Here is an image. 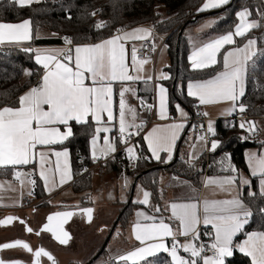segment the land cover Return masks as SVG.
Instances as JSON below:
<instances>
[{"label": "snow or ice", "instance_id": "snow-or-ice-1", "mask_svg": "<svg viewBox=\"0 0 264 264\" xmlns=\"http://www.w3.org/2000/svg\"><path fill=\"white\" fill-rule=\"evenodd\" d=\"M19 7L31 6L40 0H11ZM229 0H206L200 11L210 8H219ZM99 10L91 12L97 15ZM259 19H249L252 12L244 8L237 12L239 23L233 31H229L202 45L195 46L190 59L192 70H203L216 65L218 56L225 46L235 45L236 37H245L251 30L264 27V12L257 10ZM70 18V17H69ZM106 26L104 21L95 25L97 30ZM151 35V30L136 28L131 32L117 30L112 37L103 39L95 44H73L70 37H63L68 48H53L40 50L24 48L25 52L35 51V62L41 66L43 73L37 86L31 87L25 94L19 96L18 106L0 107V172L6 173L12 170L13 179L18 181L21 188L25 182L35 186L38 176L49 192L62 186L71 177L69 150H56L53 146L62 145L74 135L72 124L88 126L92 129L90 139L91 158L107 159L117 150L116 141L125 145V152L130 162H135L143 157L137 153V145L131 144L133 137L139 135L143 122L135 123L137 113L135 109L126 105L125 93L129 87H122L119 91L118 101V128L113 123L114 116V83L131 82L141 79L139 75L130 74V67L139 71L145 59L138 63L137 49L132 48L131 65L127 62L126 44L132 40H145ZM32 21L24 20L21 23L0 22V45L15 44L31 41ZM257 40L249 38L243 47L228 50L222 57L223 70L212 78L200 81H189L187 84V96L198 101V105H210L219 102L230 101L232 107L229 114L238 111L244 113L247 107L239 103L245 95V81L247 76L248 61L256 55ZM154 49L155 45L152 44ZM31 75L30 72L26 73ZM167 79V75L162 74ZM87 82V83H86ZM158 118L169 119L167 111V89H158ZM144 104L143 101H141ZM151 111L153 105H145ZM176 110L180 114V120L186 121L188 114L176 104ZM131 114L132 122L126 119ZM207 116V112L201 113ZM91 118V122H90ZM185 127L183 122H174L166 126L153 128L144 137L151 156L161 160V153H167L163 162L172 159L175 142L179 133ZM204 128V125H200ZM239 127L252 135L257 132L255 121L242 120ZM63 128V130H62ZM118 131V137L110 134ZM103 135L101 143V134ZM206 133L215 135L212 123L209 122ZM203 133L199 140L207 143V135ZM246 139L249 137H245ZM219 141L213 140L210 144L211 151L219 146ZM198 157H190V161ZM35 164L38 167L31 172L24 173L19 166ZM193 166L194 165H190ZM221 171L229 173L219 177H209L205 186H213L220 191L232 193L237 190V195L231 199L207 200L203 204L198 198L188 197L187 202H173L170 204L171 216L169 219L177 221L173 226L162 217L150 215L146 212H137L138 220L134 225L135 239L141 245L136 249L116 257L117 261L131 264H142L149 257H154L159 252L167 253L171 258V264H226V258L231 257L235 250L251 258V264H264V230L252 231L246 234V238L239 243H234V238L243 231L249 223L253 213L239 196V188L247 186L249 194L256 197L258 194L264 197V152L253 153L248 157V166L252 177H259V193L251 191L252 181L239 173L232 165L230 157L221 161ZM86 171V169H85ZM24 176L25 180H21ZM180 184H187L176 178ZM23 193L21 192V195ZM29 195L33 192L30 190ZM151 193L143 190V199L137 201L143 205H149ZM87 216L90 223L93 217L91 207L80 210ZM155 213H160L161 208L154 206ZM264 213V208L259 209ZM75 213L73 211H61L49 215L47 223L41 231L52 233L54 239L60 244L66 245L70 235L64 230L63 225ZM14 217H8L0 221V225H8ZM142 221L144 222H141ZM24 224L25 221L20 219ZM201 225L211 226L213 232H205L211 242L204 243L201 240ZM28 233H32L31 227H26ZM40 235V232H36ZM179 237H184L182 242ZM171 238L169 246L166 241ZM20 248L32 253L34 264H41V257H47L56 264L52 254L43 247L34 250L29 243L16 240L0 245V250ZM183 253L184 255H182ZM0 264H20V262L6 261L0 258Z\"/></svg>", "mask_w": 264, "mask_h": 264}, {"label": "trees", "instance_id": "trees-1", "mask_svg": "<svg viewBox=\"0 0 264 264\" xmlns=\"http://www.w3.org/2000/svg\"><path fill=\"white\" fill-rule=\"evenodd\" d=\"M202 0H42L33 3L31 6L19 7L11 0H0V22L21 23L24 20L32 21L33 39L24 44L11 45L0 48V107L15 105L19 96L37 84L42 76L43 69L35 62V53L25 52L24 48H32L36 45H52L63 42V37H71L73 44H86L98 42L110 38L117 30L124 26L130 29L138 26L154 27L158 33L167 36L166 45L171 65L167 70L171 78L164 81L169 89V105L172 114H176V104L179 103L188 108L194 114L195 101L187 96L186 88L189 81L206 80L218 74L222 70L221 51L218 63L203 70H192L189 55L192 49V38L188 37L187 30L205 21L213 15L217 21L205 32L202 37L219 36L233 31L238 24L237 12L248 8L251 12V19H259L257 10L264 12V0H230L229 3L211 12H201L199 7ZM99 10L97 15L92 16L91 12ZM70 17V18H69ZM197 17V22L185 24L188 20ZM104 21L106 26L97 30L95 25ZM182 31L179 42L178 37ZM39 32L49 33L51 36L38 38ZM249 38L257 40L256 55L248 62L245 95L241 97L240 103L246 105L244 113H238L235 120H220L216 124L217 139L220 144L215 152L211 151V159L214 166L208 174L226 173L222 172L217 158L223 154H229L232 164L240 171H248L246 152L251 148L260 149L264 146V140L258 132L252 140L245 138V132L239 127L241 123L238 116L246 115L252 118L264 116V27L251 30L245 37L238 39L239 45H243ZM179 49L177 51V47ZM178 55V56H177ZM30 72L31 75L26 73ZM139 95L145 102L152 104L153 91L148 82H139ZM91 122V120H90ZM191 123V122H190ZM192 127L193 124L191 123ZM74 135L70 137L59 148L68 149L71 156V167L75 181L72 183V190L77 194H84L83 203L90 205L87 197L95 189V178L103 174L120 178L127 176L132 184L128 191V199L123 202V208L117 216H120L118 227L126 228L130 222L134 210L138 209L141 203L134 200L129 203L131 187L137 179V185L151 193L153 204L160 202V183L163 175H177L182 179L190 181L195 187L201 188L203 177L206 174V158L204 153L194 162L188 161L180 156L176 162H163L154 160L144 148L140 139L139 154L143 157L130 167L128 162L118 163L117 158L107 164L97 167V160L94 161L90 155V139L92 129L88 126L72 124ZM194 129V128H193ZM187 136H183L179 145L184 143ZM190 165H194L190 166ZM86 169V171H85ZM153 169V171H150ZM144 173L142 176H140ZM12 170L6 173L0 172V178H12ZM259 177H252L251 191L259 193ZM135 188V189H136ZM135 193V192H134ZM42 182L36 179L35 196L37 199L44 198ZM241 199L252 210V217L243 231L236 237L235 243L243 239L247 233L257 230H264V213L259 209L264 208V197L259 194L253 197L249 194L247 186L241 189ZM44 203V202H43ZM42 203V204H43ZM150 211L152 208L148 207ZM117 227V228H118ZM105 250L103 251V256ZM124 251H118L110 260L100 264H131L129 262L117 261ZM96 259L91 264H98ZM142 264H171V258L167 253H160L149 257ZM226 264H251L250 257L243 255L237 250L226 260Z\"/></svg>", "mask_w": 264, "mask_h": 264}, {"label": "crops", "instance_id": "crops-1", "mask_svg": "<svg viewBox=\"0 0 264 264\" xmlns=\"http://www.w3.org/2000/svg\"><path fill=\"white\" fill-rule=\"evenodd\" d=\"M40 1H42V0H40ZM229 2H230V0H229ZM205 3H206V0H202L199 9H201L202 6ZM215 9H218V8H210V9H207V10H204V11H201V12H211V11H214ZM249 19H251V16L249 17ZM211 26L212 25H207L206 24L205 26H203V29L199 30V33L195 32L196 34H200L201 41L198 42V40H196V41H194L192 43V49H191L189 57L191 56L195 46L202 45L203 43H206V42H208V41H210V40H212L214 38H217V37L221 36V35H219V36H211V37L203 38L202 35L205 32H207L210 29ZM136 28H144V29L151 30V27H149V26H138V27H134V28H130V29H125L123 31L131 32L133 29H136ZM32 35H33V29H32ZM151 35H152V33H151ZM151 35L147 39H149L151 37ZM48 36L50 37L51 35L49 33H44V32L38 33V38H46ZM240 38L241 37H236L235 38L236 39V44L235 45L225 46V48L222 50L223 55L228 50H232V49H234L236 47H243L244 44H246L247 41L243 45H239L238 39H240ZM143 41L144 40H132V41H129L126 44V56H127V62L129 63V65H131L132 48L135 47L136 49H138L139 45ZM28 42H30V41H25V42H22L21 44L28 43ZM95 43H97V42L86 43V44H95ZM156 44H157V46L159 48V52H158L157 56L154 59L148 60L147 63H144L142 65L141 69L138 72L130 67V74L139 75L141 77V79L136 80V81H131V82H123V84L121 82L114 83V97H113V100H114V116L116 117V119L114 120L113 123L118 128V101H119V95L118 94H119V91L121 90L122 87H129L130 91L125 93L126 105L130 106L131 108H133V106H132V104H133L132 96H133V93H136L137 97H138V101H139L138 102L139 111L137 112V119H136L135 123L139 124V123L143 122V127L140 130L139 135L133 137L134 143L132 142V144L137 145L138 148H139V144L137 143V139H140V141L144 145V148H146V150L148 151L149 155L151 156V153L149 152V150L147 148V142L145 141L144 137L146 135H148L152 131L153 128L160 127V126H166V125H169V124L174 123V122H183L185 124V127L181 130V132L179 133L178 139L175 142V146H174V149H173V154H172V159L171 160L175 159L177 151L179 150L178 151V157H179V154H180L181 157L186 158L188 161H190V157H192V156L189 153L188 142H187V138L189 136V133L192 131L195 134L194 146L193 147L195 149V152L197 153V157L198 158L203 154V147H202V142L203 141H200L199 137L196 135V132L193 131L194 129H193L191 123H190V120H191L193 114L188 108H186L185 106L180 104V106L188 114V118H187L186 121H181L180 120V114L177 112V110H176V114H172L171 113L170 105H169V89L164 84V81H166V80L171 78V73L167 70V68L171 65V58H170L168 50H167L166 42H163L160 37H157L156 38ZM11 45H14V44H7L6 43V44H3V45H0V48L8 47V46H11ZM81 45H83V44H81ZM53 48H68V47H67V45L64 44V41H63L60 44L36 45V46L33 47V50H35V49L46 50V49H53ZM34 53H35V51H34ZM218 59H219V56H218ZM189 61H190V59H189ZM222 70H223V68H222ZM162 74L163 75H167L168 78L167 79L162 78ZM40 80H41V78L39 79L38 83L40 82ZM139 82H148L149 84H151L152 91H153V102H152V104L146 103L145 99L141 95H139V92H138ZM38 83L36 85H34V86H37ZM161 86L167 89V111H168V116L170 118L171 115H174L176 117L175 121H170V119L160 120L158 118V103H159L158 102V89ZM245 86H246V81H245ZM185 91L187 93V88H186ZM190 98L195 101L196 105H198V101H196L192 97H190ZM141 101H143L144 104H142ZM239 103H240V100H239ZM145 105H153L152 110L151 111L147 110ZM11 106L12 107H17L18 106V100L16 101L15 105H11ZM199 106H201L203 112H207L208 113V115L206 117L209 119V122L213 123V129L214 130H216V124H217L218 121L224 120V119L225 120H229V119L233 118L234 116H236L239 113L238 111H235V112H232L231 114H229V109L232 107V102H230V101H224V102H219V103L210 104V105H199ZM241 116H244V115H240L238 117H241ZM126 119L129 122H132L131 114H127ZM90 120H91V118H90ZM238 120L241 122L243 119H238ZM245 121H255L256 125H257L258 135L260 136L261 139L264 140V116L260 117V118H251V119L245 120ZM62 130H63V128H62ZM103 135L104 134L102 133L101 134V143H102ZM118 135H119L118 131H114V132H112L110 134V136L113 137V138L118 137ZM183 136H187V138L184 140V143L182 145H179V142L181 141V138ZM214 140L220 142V139L215 138ZM53 147L56 150L65 149V148H59V145H55ZM116 147H117V150L115 151V153L109 155L108 157H115L119 153V151H121L123 148L125 149V145L119 143V140L116 141ZM218 147L216 148V150L218 149ZM138 148H137V153L139 154V152H138L139 149ZM262 150H261V152H263ZM215 151H212V152H215ZM90 155H91V152H90ZM160 155H161L162 159L166 160L168 154L162 152ZM229 157H230L229 154H226V155L223 154L220 158H217L218 162L216 164H218L219 167L221 168L222 167L221 166V161L222 160H226ZM198 158L194 159V160H191L190 162H194V161L198 160ZM170 161H168V162H170ZM230 161L232 163L231 157H230ZM247 165H248V161H247ZM70 167H71V156H70ZM19 168H21L22 172H24V173L31 172L34 169L38 170V167L35 164H31V165H27V166H19ZM242 172L243 171H240L239 173L242 175ZM246 172H247L248 175H250L249 166H248V171H246ZM228 174L229 173H227V172L226 173H217V174H208V175H206L205 182H206V180L209 177H219V176H224V175H228ZM168 176H170L171 179H169ZM168 176L167 177H161V183H160V188L161 189L159 188L160 189V202H158V204L157 203L153 204L151 202V197H150L149 205L141 204L143 206H140L138 209L133 211V213L131 215L130 222L127 225V227L130 228L129 234H130V236L132 238V244L131 245H133V246H132L131 249L121 253L120 255L127 254L128 252H130V251L136 249L137 247L141 246L139 244V242L135 239L134 230H133L134 229V225H135V223L138 220V217L136 215L137 212L143 211V212H146V213H148L150 215H157L159 217H162L165 220V222L173 224V226L175 227V226L178 225V222L169 219L170 216H171V212H170V204L171 203H173V202H187L188 197H195V198L199 199V202L202 205L203 201L205 199H207V200H223V199H231V198H233V197H235L237 195V190L236 189H234L232 191V193L229 194L227 192L220 191L219 189H216L213 186H205L204 180L202 181L201 188L200 187L197 188L190 181H188L186 179H182V178L178 177L177 175H168ZM71 177L72 178L69 181L65 182L62 186H57V187L53 188L49 192V190L47 188H45V186L43 184V181L38 176L34 175L33 178H35V179L39 178L41 180L42 186H43V192L46 193L44 198H42V199H37L36 196H35L36 184H35V186L33 188V186H31V185H29V184H27L25 182V184L21 188L20 184H17V183L14 182L13 176H12V178H0V221L2 219H4L5 217H7V216H13L14 217L16 215L22 216V217L25 218V220H28L30 215H31L29 212H31L32 215L34 213H36V212L34 210L30 209V208H22L23 203L26 202V201H28V203L30 205L39 204V206L43 205V204H47V203L52 202V201H53V203H64L69 198L65 197V198L61 199L60 197L63 196L66 192L72 190L71 185L75 181V178H74V175H73V171H72V167H71ZM176 178H179V180H181V181H187V184L178 183ZM21 180L22 181L25 180V177L22 176ZM242 187H240L239 190H238L239 191V196L241 195ZM30 190L33 192L32 195L28 194V192ZM143 190L144 189H142V191H140V193H139V196H140L139 200L143 199ZM180 191H185L187 196H182V194H180ZM21 192L23 193L22 195H21ZM188 193H189V195H188ZM240 198H241V196H240ZM154 206H159L161 208V212L160 213H155ZM148 207L152 208V211H150L148 209ZM67 208H70V207H67ZM37 217H39V216H37ZM141 222H144V221H142V219H141ZM200 232H201V240L203 241L204 238L202 237V233H205V232L211 233V232H213V229L211 228V226L205 227V226L201 225ZM236 237L234 238V243H235ZM245 238H246V236L243 239H241L239 242H242ZM179 239L182 242L185 240L184 237H179ZM209 239H210V237H209ZM171 241H172L171 238H168L166 243L169 245V243H171ZM239 242H237V243H239ZM160 253H165V252H159V253H157V255L160 254ZM181 254L184 255L183 253H181ZM228 258H226V260ZM129 263H131V261Z\"/></svg>", "mask_w": 264, "mask_h": 264}, {"label": "rangeland", "instance_id": "rangeland-1", "mask_svg": "<svg viewBox=\"0 0 264 264\" xmlns=\"http://www.w3.org/2000/svg\"><path fill=\"white\" fill-rule=\"evenodd\" d=\"M216 21L217 19L214 16H210L209 18H206L205 21H201L200 23L196 24V26L190 27L186 33L188 37L192 38L193 42L196 40H198L199 42L201 41L200 34L196 33H199V30L203 29V26H205L206 24L213 25ZM132 102L133 109H135L137 113L139 111V101L136 93H133ZM194 138L195 134L191 131L187 138L188 149L191 156L197 157V153L195 152V149L193 147ZM261 150L264 152V146H262L261 149H249L246 152V161H248V157L251 154H259ZM206 175L207 174H205L203 178L204 183ZM242 175L252 181V176L248 175L247 172H242ZM167 176L168 175H163L162 177ZM168 178L171 179L170 176H168ZM95 179V189L94 191L90 192L91 194H88L87 196L90 199L89 204L93 209L94 218H92L91 222L85 223V225L81 226L79 229L77 228L80 226L79 223H77V226L71 228L73 239L71 241V244L68 246L62 247L59 242H52L46 235L42 238V241L46 243L48 248L59 255V264H86L91 259H93L103 247H105L103 256L100 257L97 262L98 264H100L107 259L110 260L115 254L118 253V251L125 252L131 249L133 246L131 245L132 238L129 234L130 228L127 227L124 229L122 227H115V222L118 218L117 215L123 208L122 203L127 201L128 199V191L130 190V186L132 184L130 178H128L127 176L115 178L108 176L107 174H103L102 177L100 176ZM140 191H142V188L138 186L135 189V193L133 196V200L135 202L139 201ZM180 194H182V196H187L185 191H180ZM84 196V194H77L73 190H70L60 197L61 199L68 197L69 199H67V201H65L64 203H53L52 201L47 204L40 205L39 207H37L35 211L36 213H34L33 215L31 212H29L32 215L31 216L29 214V220H31V222H36L39 217L41 220L43 216H49L52 214L51 211L61 209V207L72 208L75 206H80L83 203ZM18 236L19 234L14 232L12 229H4L3 226L0 225V244L12 241L13 239H15V237ZM2 256L5 260L12 257L9 251H3Z\"/></svg>", "mask_w": 264, "mask_h": 264}, {"label": "flooded vegetation", "instance_id": "flooded-vegetation-1", "mask_svg": "<svg viewBox=\"0 0 264 264\" xmlns=\"http://www.w3.org/2000/svg\"><path fill=\"white\" fill-rule=\"evenodd\" d=\"M89 207H91V206L88 204H81L80 206H75L72 208H62L61 207V209H57L55 211H52L51 215H53L57 212H61V211H73L75 213L67 222L64 223L66 225L65 231H67L70 235V240H69V243L67 244V246L71 244V241L73 239V233H72L71 228L77 226V223H79L80 226L77 227L79 229L81 226H84L85 223L88 222L87 216L83 212H81L80 210L84 209V208H89ZM8 217H13V216H7L2 220H5ZM14 218H19V219H14L10 224H8L6 226L2 225L4 229H12L14 232L19 234V236L15 237V239H13V240L20 239V240L26 241L30 244V246L34 250H38L39 248L43 247L46 251H48L52 254V256L55 258L56 264H59V255H57L55 252H53L51 249H49L48 246L46 245V243L42 241V238L46 235V236H48V238L52 242L58 243L57 240L54 239L52 233L41 231L42 227L47 223L48 216H44L41 220L39 218L36 221L37 223L31 222V220H29V221L27 220L28 222L27 223L25 222L26 224L25 223L21 224L19 222L20 219L25 221L24 217L16 215V216H14ZM92 218H94V217H92ZM26 227H31L33 229V232L28 233L26 231ZM36 232H40V235H36ZM8 251L10 252L12 257L9 259H6V260H19V261L23 262L22 264H34L33 263L34 262L33 254L26 253L21 249L20 250L19 249L8 250ZM41 264H52V261L48 260L47 257H41Z\"/></svg>", "mask_w": 264, "mask_h": 264}, {"label": "built area", "instance_id": "built-area-1", "mask_svg": "<svg viewBox=\"0 0 264 264\" xmlns=\"http://www.w3.org/2000/svg\"><path fill=\"white\" fill-rule=\"evenodd\" d=\"M120 30H125L124 26L121 27ZM151 33H152L151 37L149 39H146L143 42H141V44L139 45V47L137 49L136 55H137V61L138 62L143 61L145 59L148 61V60L154 59L157 56V54L159 52V48L156 44V38L157 37H160L163 42H166L167 36H164V35H161L160 33H158L154 27H151ZM153 43L155 45L154 49L152 47ZM67 47H71V46L67 45ZM201 113H203L202 108H201V106L197 105L195 107L194 114L190 120V122L193 124L194 131L196 132V135L198 137H200L201 134L206 133V128H207V125L209 124V119L207 117L201 115ZM251 118L252 117H249L246 115L238 117V119H243V120H249ZM169 119H170V121H175L176 117L174 115H171ZM232 120H235V119L232 118ZM200 125H204V128L203 129L200 128L199 127ZM214 132H215V135H212L211 133H206L207 143L202 142L203 153H204L205 158H206V174L208 173L210 168H212L215 164L214 161L211 159V150H209L212 140L215 139L217 136L216 130H214ZM244 132H245V136L249 137L250 140H252L256 137V134L252 135L245 130H244ZM132 142L134 143L133 138L131 139L130 143L132 144ZM115 158H117L118 163H123L124 161L128 162V166H130V167L134 166L136 163V161L135 162L129 161V159L127 158L125 149L123 148L121 151H119V153L115 157H107V159H98L96 161L97 162L96 166L97 167L103 166ZM19 170L22 171L21 168H19ZM14 182L17 184H20L18 181L14 180ZM38 206H39V204L30 205L28 203V201H26L23 203L22 208H30V209L36 211ZM202 237L204 238L203 239L204 243H210L211 242V240L209 239V236H205L204 233H202ZM171 243H172V241H171ZM171 243H169V246L171 245Z\"/></svg>", "mask_w": 264, "mask_h": 264}, {"label": "water", "instance_id": "water-1", "mask_svg": "<svg viewBox=\"0 0 264 264\" xmlns=\"http://www.w3.org/2000/svg\"><path fill=\"white\" fill-rule=\"evenodd\" d=\"M215 11L214 12H211V13H209V15H211V16H213V15H215ZM196 20H198V18L197 17H194L193 19H191V20H188L185 24H188V23H192V21H193V23L194 22H197ZM181 37H182V31L180 32V34H179V37H178V40H179V42H180V40H181ZM178 49H179V46L177 47V51H178ZM178 56V55H177ZM179 151V150H178ZM178 151H177V154H176V157H175V159H174V162H176L177 161V159H178ZM168 166H171V162L168 164ZM150 171H153V169H151ZM144 173H142L140 176H142ZM137 179L133 182V187H132V190H131V196H130V198H129V203H127V206L133 201V196H134V192H135V187H136V185H137ZM29 220V219H28ZM119 220H120V216H118V218L116 219V222H115V227H118V224H119ZM25 222L27 223L28 221L27 220H25ZM25 223V224H26ZM65 224L63 225V228H64V230H65ZM43 228V227H42ZM41 232V231H40ZM16 240H20V239H16ZM16 240H12V241H9V242H13V241H16ZM70 240V239H69ZM69 240H68V243H69ZM20 241H23V240H20ZM9 242H6V243H9ZM24 242H26V241H24ZM58 242V241H57ZM28 243V242H27ZM67 243V244H68ZM4 244V243H3ZM3 244H0V245H3ZM67 244L66 245H64V246H67ZM30 245V244H29ZM63 246V245H62ZM106 246V245H105ZM15 249H19L20 250V248H15ZM15 249H3V250H0V258H3L2 257V253H3V251H8V250H15ZM104 249H105V247H103L102 249H101V251H99V253L93 258V259H91L88 263H86V264H91V263H93L94 261H96V259H98L100 256H101V254L103 253V251H104ZM22 250V249H21ZM24 252H26V253H29V252H27V251H25V250H23ZM32 254V253H31ZM5 260V259H4ZM34 260H35V258H34ZM6 261H13V262H20V264H22L23 262H21V261H19V260H6ZM34 263V262H33Z\"/></svg>", "mask_w": 264, "mask_h": 264}]
</instances>
